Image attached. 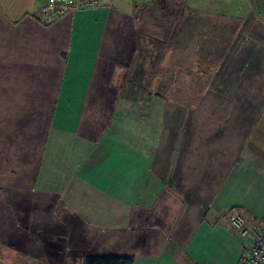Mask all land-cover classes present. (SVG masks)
I'll use <instances>...</instances> for the list:
<instances>
[{
	"label": "crops",
	"instance_id": "0c3cea01",
	"mask_svg": "<svg viewBox=\"0 0 264 264\" xmlns=\"http://www.w3.org/2000/svg\"><path fill=\"white\" fill-rule=\"evenodd\" d=\"M45 3L0 0V245L10 264L88 254L237 264L264 225V5L100 0L44 23ZM142 4L139 20H176L149 28L164 37L162 77L173 85L179 68L188 82L177 106L167 97L139 114L148 123L123 117L118 137Z\"/></svg>",
	"mask_w": 264,
	"mask_h": 264
},
{
	"label": "rangeland",
	"instance_id": "374dc122",
	"mask_svg": "<svg viewBox=\"0 0 264 264\" xmlns=\"http://www.w3.org/2000/svg\"><path fill=\"white\" fill-rule=\"evenodd\" d=\"M232 1L235 3V6H236L234 10L240 11L242 13L243 12H250L251 10H253L255 12H261V10L263 9L262 5H264V0H232ZM157 6H158V8H160V10H163V11L165 10L163 3H161L160 5H157ZM263 14H264V12H263ZM144 16H143L144 21L139 27L151 29L152 27L149 28L148 25H149V23H153L154 20L152 21L151 18H148L146 15H144ZM156 21H158V20H156ZM145 23L147 26L145 25ZM162 60H163V58H162ZM162 69L163 68L159 69L157 67L156 72L152 71L150 73L151 75H149V77L143 79V82H141L139 85L137 84V86H134L132 84V82L125 84V81H124L122 83L121 88L124 87V84H125V87L123 89V94L122 95L119 94V97L117 99V102L115 105L116 114H114L113 121H112V128H113L112 130H113L114 135L118 134V137H120V131L118 129L116 131L115 127H116V124L120 125V120L123 117H124V119L128 120L125 123H133L134 122L133 120L136 119L133 116L129 117V115L131 113H134V115H137V117H139V119L144 118L143 114L138 115V112H133L134 110L145 111L146 109L151 107L152 102H154V103L159 102V101H161V99H162V102H164L163 99L165 100L167 97L169 99H172V101H171L173 103L171 105L172 107L177 106V104H178L177 102L180 103L181 95H182L181 86L183 87L182 89L185 88L184 85L186 84V82H188L187 81L188 77L187 76L181 77L179 74L180 69L177 68L178 72H177L176 76L174 74H172V76H171L172 78H170V81L172 82L173 85L169 86L167 81L162 77V75L164 74ZM187 70L190 71L189 69L185 68V72ZM161 73H163V74L161 75ZM124 80H125V78H124ZM145 80H146V82H144ZM128 87H131V88H128ZM139 89H141V90H139ZM141 122L148 123V118L145 120H142ZM34 241H37V240H34ZM35 248H36V243L30 241L29 245H28L27 252L31 253L32 251L35 250ZM10 255H12V253H10V250L8 248H6V250H5L4 245H2V246L0 245V264H10V261L8 260ZM27 259L28 258H24V256L21 255L18 262L24 263ZM4 260H6V263L4 262ZM37 263L41 264L40 261ZM14 264H16V263H14Z\"/></svg>",
	"mask_w": 264,
	"mask_h": 264
},
{
	"label": "trees",
	"instance_id": "16d2710c",
	"mask_svg": "<svg viewBox=\"0 0 264 264\" xmlns=\"http://www.w3.org/2000/svg\"><path fill=\"white\" fill-rule=\"evenodd\" d=\"M173 1L175 3V0ZM164 8H166V10L169 9L170 11L169 7H164ZM179 8H180L179 3H176L174 6H172L171 11H173L174 13H177L179 12ZM143 11H144V7L142 4L140 5L139 10H136V14L134 18V25H133L134 29H132V33L134 35L135 45H136V58L134 60L133 66L129 69L125 77V84L132 82L134 86H137V84L139 85L141 82H143V79L149 77L152 71L156 72L157 67L160 64V60L164 56V41H163L164 37L155 35L157 32V29H154L156 30L155 32L153 29L139 27L143 23V20L141 19L139 20L138 16ZM175 21L176 20L174 18L171 21L170 20L166 21L165 19L160 18V20L158 21L154 20L153 24L157 28L158 27L160 28V27H163L166 23H168L167 27H170L172 26L173 23H175ZM144 82H146V80ZM125 84H124V87H125ZM124 87L120 91L121 95L123 94ZM128 88H131V87H128ZM141 112L142 111H138V115ZM143 117L144 118H140L141 121L148 118L146 116H143ZM255 227L251 229L253 230V233H255ZM47 237H48L47 235H43L42 239H45ZM82 264H133V258L132 256H126V255L99 256V255H89L88 254V255L83 256Z\"/></svg>",
	"mask_w": 264,
	"mask_h": 264
},
{
	"label": "built area",
	"instance_id": "2783aa9c",
	"mask_svg": "<svg viewBox=\"0 0 264 264\" xmlns=\"http://www.w3.org/2000/svg\"><path fill=\"white\" fill-rule=\"evenodd\" d=\"M100 0H46L42 13V21L50 23L67 11L79 8H93ZM229 220L236 227L241 236H245L250 230L244 216L236 209L229 213ZM254 227V226H252ZM264 263V225L256 226L251 245L242 254L237 264H263Z\"/></svg>",
	"mask_w": 264,
	"mask_h": 264
}]
</instances>
